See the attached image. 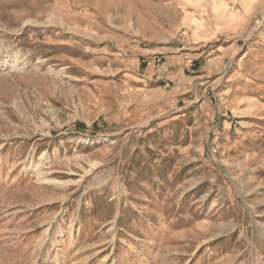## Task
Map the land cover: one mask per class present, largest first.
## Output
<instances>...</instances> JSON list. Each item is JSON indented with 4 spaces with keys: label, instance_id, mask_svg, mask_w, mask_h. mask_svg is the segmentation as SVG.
I'll return each mask as SVG.
<instances>
[{
    "label": "rangeland",
    "instance_id": "rangeland-1",
    "mask_svg": "<svg viewBox=\"0 0 264 264\" xmlns=\"http://www.w3.org/2000/svg\"><path fill=\"white\" fill-rule=\"evenodd\" d=\"M0 264H264V0H0Z\"/></svg>",
    "mask_w": 264,
    "mask_h": 264
}]
</instances>
